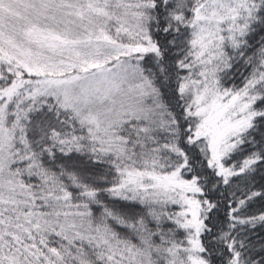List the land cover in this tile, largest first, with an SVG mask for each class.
<instances>
[{"label":"snow or ice","instance_id":"6c2138e0","mask_svg":"<svg viewBox=\"0 0 264 264\" xmlns=\"http://www.w3.org/2000/svg\"><path fill=\"white\" fill-rule=\"evenodd\" d=\"M0 264H264V0H0Z\"/></svg>","mask_w":264,"mask_h":264}]
</instances>
